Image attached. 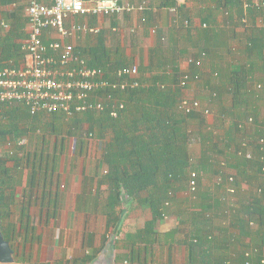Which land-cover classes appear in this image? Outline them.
Wrapping results in <instances>:
<instances>
[{
	"label": "trees",
	"instance_id": "obj_1",
	"mask_svg": "<svg viewBox=\"0 0 264 264\" xmlns=\"http://www.w3.org/2000/svg\"><path fill=\"white\" fill-rule=\"evenodd\" d=\"M175 1L158 0L160 3L155 5L173 7L176 5ZM150 6L154 7V1ZM217 8H222L223 13L227 16L224 17L226 25L224 30L217 27L214 19L201 17L200 26L199 28L193 27L196 28L194 31L190 29L193 25L191 19L186 18L189 21L186 29H190L187 32L196 34L194 37L197 44H211V54L225 46V55L227 56L230 48L223 45V42L230 39L239 40L242 45L239 52H244L246 61L241 65H232L234 71L230 66H227L225 71L212 68L209 73L210 77H206L207 82L205 83L213 85L211 86L214 87L213 89H217L219 86L227 88L235 103L248 99H261L263 103L261 117H258L261 122L258 119L254 120L251 114L248 115V118L250 117L248 122L256 125V138L253 141L247 138L234 139V146H230L234 154H231L229 158L233 165H236L234 176H226L219 171L210 172L211 170H208L207 167L210 165L212 154L209 155L206 151H202L200 154L197 166L193 167L190 163L186 150H188V144L193 141V135L187 131L186 125L189 119L198 118L203 113L198 111L185 115L178 111L177 107H179L184 92L178 85V73L175 67H172L173 71L170 76L164 73L154 75L150 84L146 83V78L141 79L138 69L137 81L139 85L115 92V96L123 106L121 109H117L116 118H112L109 110H105L100 114L89 112L70 120V123L73 124V128L68 129L70 136H75L76 131H80L86 136L95 132L98 139L104 143L102 155L104 176L102 179H98L97 190L104 186L105 194L102 195L99 190L96 192V197L90 198L83 204L86 214L99 212L105 220L106 231L116 228L115 237L120 233L124 219L130 212L136 210V212L142 211L149 214V218L143 222L141 228L131 238V240L133 239L131 247L122 255L116 254V264H146L141 255L148 252L156 242L157 223L176 209L178 203L176 195L183 192H189V205L187 208L176 209L181 215L180 221L197 228L189 241L190 264H205L210 259L213 260V264H221V258L225 254L218 248V237L223 233L225 226L223 220L219 218L223 209L220 207L223 203L216 201L211 192L202 189L200 180L203 176L207 177L211 173L210 178L213 177L217 188H226L228 194L236 195L237 181H242L245 178L249 180L252 177L248 175V169H253L254 172L250 173L256 174L259 183L261 182L258 188V199L252 196L250 201L244 203L246 204L244 207L247 208L244 217L232 214L230 212L232 208L223 209V212L225 215L235 218L234 223L239 231L238 237L244 240L252 234L260 237V245L253 246L247 242L244 244L248 250L245 249L246 251L242 253L240 264H264V28L255 25V19L258 16L264 21V7H252L244 13L240 0H218ZM200 14L201 12L198 13V16ZM245 14L247 24L241 21ZM182 20L180 21L182 22ZM14 47L19 52V47ZM204 49L197 52L201 60L208 57V52ZM154 51L157 53L156 49ZM203 54H205L204 57ZM79 55L84 58L87 66L102 69L105 72H115L128 67L119 64H117L118 66L112 65L106 59V55L101 54L100 49L91 50L87 55L81 52ZM19 57H23V54ZM4 60L5 51L0 57V68H2ZM162 67L163 65L158 66L157 70H161ZM151 68L149 67L148 70L150 71ZM192 68L194 71L189 75L191 80L189 79L190 84L187 87L192 82L200 81L202 77L197 62L196 65H192ZM258 84H261V90L257 89ZM217 96L215 90L209 92L211 99L215 100ZM201 109L204 112L210 108L201 107ZM30 112L28 107L20 104L0 105V146L9 143L16 146L30 130L40 127L46 117L52 119V122L61 120L63 117L58 112L49 116L42 113L31 116ZM84 124L85 131L82 130ZM48 127L55 128L53 123H48ZM235 128L239 132L245 129L243 124H236ZM4 157H0L2 223L4 219L8 218L9 207L16 199L20 168L18 155ZM7 161H11L13 166L6 167ZM213 164L221 166V162ZM192 174L196 175L194 191L190 190ZM33 178L32 174L28 186V201L32 199ZM22 198L26 199L23 194ZM21 214L25 217V207L22 208ZM25 218L28 221L29 216ZM27 221L23 228V240L27 235H31L30 231L31 233L34 231L33 228L28 227ZM203 227L214 228L218 234L210 235L208 232H203ZM2 233L5 242H11L13 231L9 225L4 227L2 224ZM107 238V236L103 237L101 247L106 243ZM9 244L12 248L11 243ZM99 250L93 255L73 261L72 264H88Z\"/></svg>",
	"mask_w": 264,
	"mask_h": 264
},
{
	"label": "crops",
	"instance_id": "obj_2",
	"mask_svg": "<svg viewBox=\"0 0 264 264\" xmlns=\"http://www.w3.org/2000/svg\"><path fill=\"white\" fill-rule=\"evenodd\" d=\"M87 1L92 4L97 0ZM153 1L154 7L150 6ZM202 1L204 0H182L180 4L176 3L173 7H158L156 6L160 3L158 0H148L149 7L152 10L148 9L141 13L71 18L67 22L68 27L73 22L75 24L87 23L97 27L99 31L95 35L75 34L68 39V42L74 46L77 53L82 52L87 55L91 50L100 49L101 54L104 53L106 59L112 65L136 66L140 70L141 79L146 78L148 84L151 83L154 75L164 73L170 76L173 71L172 67L177 69L180 82L183 76H189L193 73L192 65H196V62L200 61V65H198L200 71L196 69L201 73L200 81L192 82L183 92L195 98L201 107L210 109H208L209 113L200 114L198 118L194 117L188 120L186 129L193 135V141L188 144V150L186 151H188V157L193 167L197 166L202 151H206L209 155L212 154L211 167L210 165L207 167L208 170H211L210 172L219 171L226 176H234L236 165L234 166L229 158L231 154H234L230 146H234V139L247 138L253 141L256 138V125L248 122L250 119L248 115L251 114L254 120L261 117L263 103L261 99L240 100L235 103L227 88L219 86V88L213 89L214 87H211L213 85L205 83L207 82L206 77H210L209 73L212 68L225 71L226 67L230 66L234 71L232 65L243 64L246 61V56L243 51L239 52V48L242 46L240 42L236 43L232 39L223 42V45L230 48L227 56L225 55V46L220 47L219 50L221 51L213 50L214 54H211V44H197L194 37L196 34L187 32L190 29L192 31L196 30L193 27L199 28L201 17L214 19L220 29L224 30L226 26L224 19V21L215 19L214 5L210 8L205 4L202 5ZM216 2L218 3V0ZM27 5L28 0H0V57L5 51V60L2 61V67L10 64L19 65L20 61L24 59V55L21 58L19 55L23 54L21 46L27 38ZM176 6V13L171 12V9L176 8ZM199 11L201 14L198 16ZM186 18L191 19L193 23L190 29H186L183 24V21L187 20ZM234 45L237 47L234 48ZM14 46L19 47V52L16 51ZM203 48L208 52V57L201 60L197 52L202 51ZM155 49L157 53H155ZM161 65H163L162 69L157 70L158 66ZM149 67H152L150 71L148 70ZM168 85L170 84L168 83ZM212 90H215L218 94L215 100L209 97V92ZM62 119L66 121L63 117ZM62 119L61 121H63ZM258 121L261 122L259 119ZM236 124H243L245 129L239 132L235 128ZM215 162H221V166L220 164H213ZM12 166L13 163H6V167L10 168ZM250 172H254V170L248 169V175L252 176L249 180L245 178L242 181H237L235 185L236 195L228 194L226 188H217L213 177L210 178L211 173L207 177H202L200 186L202 189L211 192L216 201L223 203L220 209L232 208V211H230L232 214L244 217L246 215L244 213H247V208L244 207L246 204L244 203L250 201L252 196L258 199V188L261 184L256 174L252 175L253 173ZM102 177L103 175L95 177L92 190L87 188L85 182H79L78 190L74 192L72 199H67V202L81 203L82 206L80 207L86 213L85 206H83L86 199L88 197L94 198L97 191L104 192L106 189L102 186L97 190L98 179H102ZM21 186L19 185V187ZM176 199L178 202L176 204L177 210L187 208L189 205V192L177 194ZM176 209L157 223V240L148 252L141 255L146 264H190L189 241L192 239V233L197 228L195 229L192 225L181 222V215L178 214ZM223 209L221 214L219 212V218L223 220L225 226L223 227V233L218 237V248L225 254L221 258V264H240L242 253L248 250L244 244L247 242L253 246L260 245V237L255 234L245 240L238 237L239 231L234 223L235 218L225 215ZM191 218L193 219V216ZM202 230L210 235L218 234V231L216 229L214 231V228L203 227ZM213 263V260L210 259L205 264Z\"/></svg>",
	"mask_w": 264,
	"mask_h": 264
},
{
	"label": "rangeland",
	"instance_id": "obj_3",
	"mask_svg": "<svg viewBox=\"0 0 264 264\" xmlns=\"http://www.w3.org/2000/svg\"><path fill=\"white\" fill-rule=\"evenodd\" d=\"M201 3L210 8L214 5L215 19L224 21V17H227L222 8H216V0ZM44 120L40 127L24 135L16 146L12 143L5 144L3 148L0 146L1 157L18 155L20 158L18 183L22 186L17 187L16 199L9 207V216L2 223L4 227L9 225L13 231L9 243L14 251V264H72L95 254L101 247L103 237H109L113 230L106 231L105 220L99 212L86 214L80 207L81 203L67 202L78 190L79 182H85L87 188L92 190L95 177L104 176L103 141L98 139L95 132L86 136L76 131L75 136H69L68 129L73 128L71 121L52 122L47 117ZM48 123H53L55 128L48 127ZM85 128L84 124L82 130L85 131ZM32 174V199L28 201ZM68 193L71 195H66ZM22 194L26 199L22 198ZM104 194L105 191L102 192ZM23 207L25 217L29 216L28 221L21 214ZM148 218L147 212L136 210L126 216L120 233L115 237V255H122L131 247V238ZM26 221L28 227L33 228L34 235L30 231L32 236L27 235L23 240Z\"/></svg>",
	"mask_w": 264,
	"mask_h": 264
},
{
	"label": "built area",
	"instance_id": "obj_4",
	"mask_svg": "<svg viewBox=\"0 0 264 264\" xmlns=\"http://www.w3.org/2000/svg\"><path fill=\"white\" fill-rule=\"evenodd\" d=\"M240 1L244 13L252 7H264V0ZM181 2L176 0L177 4ZM148 9L152 10L148 0H97L92 4L87 0H28L27 38L21 46L24 59L19 65L0 68V105H24L31 111V116L38 113L49 116L58 112L66 121L105 110L116 118L117 109L123 106L115 92L139 85L138 68L132 65L105 72L87 66L68 39L75 34L95 35L99 29L74 22L68 27L67 22L78 16L107 17L141 13ZM176 11L177 6L171 9L173 13ZM241 21L247 24L246 14ZM183 24L188 26L189 21L184 20ZM255 25L264 28L261 17L255 19ZM189 79L188 75L180 79L181 90L190 84ZM257 89H262L261 84ZM187 96L186 93L182 96L178 111L185 115L198 111L209 113L208 110L202 112L200 103ZM195 177V174L190 177L191 191L196 189Z\"/></svg>",
	"mask_w": 264,
	"mask_h": 264
},
{
	"label": "water",
	"instance_id": "obj_5",
	"mask_svg": "<svg viewBox=\"0 0 264 264\" xmlns=\"http://www.w3.org/2000/svg\"><path fill=\"white\" fill-rule=\"evenodd\" d=\"M125 205V204H124ZM115 234L116 228H114L108 237L106 243L99 250L97 255L88 264H115ZM14 251L10 247V244L5 242L2 233V222L0 214V264H14Z\"/></svg>",
	"mask_w": 264,
	"mask_h": 264
},
{
	"label": "clouds",
	"instance_id": "obj_6",
	"mask_svg": "<svg viewBox=\"0 0 264 264\" xmlns=\"http://www.w3.org/2000/svg\"><path fill=\"white\" fill-rule=\"evenodd\" d=\"M79 54V53H78Z\"/></svg>",
	"mask_w": 264,
	"mask_h": 264
}]
</instances>
